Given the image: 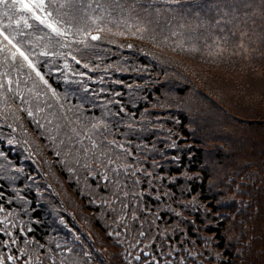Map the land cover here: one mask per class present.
<instances>
[{"label": "trees", "instance_id": "obj_1", "mask_svg": "<svg viewBox=\"0 0 264 264\" xmlns=\"http://www.w3.org/2000/svg\"><path fill=\"white\" fill-rule=\"evenodd\" d=\"M100 2L0 105V259L264 264V0Z\"/></svg>", "mask_w": 264, "mask_h": 264}, {"label": "snow or ice", "instance_id": "obj_2", "mask_svg": "<svg viewBox=\"0 0 264 264\" xmlns=\"http://www.w3.org/2000/svg\"><path fill=\"white\" fill-rule=\"evenodd\" d=\"M113 2L119 6L121 0ZM150 2L155 3L156 0ZM97 9L99 14H94ZM106 11L107 7L100 0H0V69H3L0 71V105L7 106L6 93L23 99L21 76L29 80L33 79L32 74L35 73L40 81L48 85L39 67L42 63L40 57L63 58L70 53L61 50L74 43L85 48L94 47L88 43V39L101 40L100 35L92 33L105 31L106 25H102L101 21ZM72 59L80 64L75 56ZM63 67L70 70L66 60ZM35 86L33 81V89ZM48 87L51 89V85ZM28 91L32 92V89ZM51 91L56 96L55 90ZM33 95L38 93L33 92ZM28 114L32 115L30 108ZM75 131L72 129L73 133ZM0 264H4L3 259H0Z\"/></svg>", "mask_w": 264, "mask_h": 264}, {"label": "rangeland", "instance_id": "obj_3", "mask_svg": "<svg viewBox=\"0 0 264 264\" xmlns=\"http://www.w3.org/2000/svg\"><path fill=\"white\" fill-rule=\"evenodd\" d=\"M169 149H170V148H169L168 146H166V150L169 151ZM175 149H176V148H172L173 151H174ZM142 237H144V234H142Z\"/></svg>", "mask_w": 264, "mask_h": 264}]
</instances>
